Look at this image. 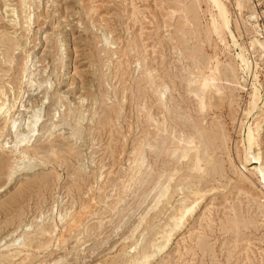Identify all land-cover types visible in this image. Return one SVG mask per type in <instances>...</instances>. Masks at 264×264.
<instances>
[{"label": "rangeland", "instance_id": "rangeland-1", "mask_svg": "<svg viewBox=\"0 0 264 264\" xmlns=\"http://www.w3.org/2000/svg\"><path fill=\"white\" fill-rule=\"evenodd\" d=\"M219 1L0 0V264H136L191 203L148 264H264V0Z\"/></svg>", "mask_w": 264, "mask_h": 264}, {"label": "bare ground", "instance_id": "bare-ground-1", "mask_svg": "<svg viewBox=\"0 0 264 264\" xmlns=\"http://www.w3.org/2000/svg\"><path fill=\"white\" fill-rule=\"evenodd\" d=\"M216 1V3H217V6H218V8H219V14H220V16H221V18L223 19V21L225 22V20H226V17H225V15H224V7H223V5H222V3L219 1V0H215ZM237 6L239 7V8H241V3H240V1H238L237 2ZM173 10V9H172ZM254 18V17H253ZM242 51V50H241ZM242 60H243V62L246 64V59L244 58V56L242 55ZM243 70H247L246 68H247V66L246 65H244L243 67ZM151 70V69H150ZM149 71V70H148ZM152 72V71H151ZM148 74H150V73H148ZM152 74V73H151ZM150 76H152V75H150ZM151 78V77H150ZM218 82V81H217ZM196 85V84H195ZM199 87H200V90H201V92H202V94H204L205 92H207L209 89H210V78H202L200 81H199ZM166 85H164V87H163V89H161L160 90V92H159V98H161V96H163L164 94H165V87ZM165 101V100H164ZM262 101V100H261ZM263 104H264V99H263ZM0 109H1V107H0ZM31 117V116H30ZM82 118H83V116H81ZM77 118H80V117H77ZM150 118V117H149ZM38 121V119L37 118H35L33 121H31V122H29L28 123V125H27V133H28V137L30 138V137H32V135H30L29 133H31V132H33V130H34V127H35V125H36V122ZM11 125H10V127H11V129H14V127H15V120L13 119L12 121H11ZM79 127H80V125L79 124H77ZM57 127V126H56ZM17 129H18V127H17ZM258 130H259V125H258V123L256 124V126L254 127V135L256 136V134H257V132H258ZM15 132H16V130H15ZM246 132V131H245ZM244 134V133H243ZM22 137H23V134L21 135ZM21 136L19 135V137H20V140H19V142H23V143H19V145L21 144V146L22 145H24V146H26L28 143H29V141H30V139H28L27 141L25 140V139H22L21 138ZM71 136V135H70ZM244 137H245V134H244ZM188 139V138H187ZM181 143V142H180ZM20 146V147H21ZM242 146L244 147V146H246V143H242ZM19 148V147H18ZM141 150V149H140ZM197 149H196V146H195V144H193V139H191V140H189L188 139V146H185L184 147V152H183V157H189V158H191L192 160H194L195 162V166H196V168L197 169H200L201 168V165H200V162H201V158L199 157V155H197ZM136 153V152H135ZM176 153V152H175ZM174 153V154H175ZM193 153V156L191 157L190 155ZM139 155V154H138ZM143 155V154H142ZM140 156V155H139ZM144 157V156H143ZM142 156H140V158H138L137 157V159L135 160V166H137V168H138V166H142V164L144 163V158H143ZM246 159V158H245ZM132 163H134V162H132ZM207 164H210V161H208L207 162ZM260 165V164H259ZM34 166H28L27 165V170H31L32 168H33ZM256 169L260 172V176H261V180L262 181H264V168L263 167H256ZM174 172V171H173ZM136 173H138V172H136ZM173 179V178H172ZM171 180V179H170ZM170 182V181H169ZM168 183V182H167ZM160 191L159 192H157L158 194H157V199L156 200H154L155 201V203L152 205V207H151V209L152 208H155L156 206H157V204L159 203V202H161V199L162 198H164V196L166 195V194H168V193H166L167 192V190L169 191V189H168V184L165 186V187H163L162 189H159ZM168 196V195H167ZM183 202V201H182ZM194 207H195V204H193V203H191V204H189V205H182L180 208H178V210H177V213L176 214H174V215H172L171 217H170V220H171V222H170V224H168L167 226V229L165 228V229H163V231H162V233L160 234V236H158V235H156V237L158 236V237H161V239H163L164 241L161 243V241H159V240H153V242H152V240H151V250H148L149 252H141V251H139V253H138V251H136L135 250V252H137V256L136 255H134L135 256V258H132V261L131 262H134V261H136L135 263L136 264H148L149 262H150V260L153 258V257H155V256H157V254H160V252H162V250L165 248V246H166V244H167V241L169 240V237L173 234V232L175 231V230H177V229H179L181 226H182V224H181V220L183 219V217L186 215V214H188V213H190L193 209H194ZM149 209V208H148ZM84 211V210H83ZM82 211V209H81V212H83ZM86 211V210H85ZM87 212V211H86ZM85 213V212H84ZM83 213V214H84ZM173 214V213H172ZM83 215H82V213H78L77 215L76 214H74V216L72 217V219H71V221H70V223H69V229H73L74 230V228H77L79 225L81 226V224H82V217ZM141 222H142V220H141ZM139 224H141V223H139ZM165 227V226H164ZM67 228V229H68ZM80 228V227H79ZM138 228V227H137ZM70 230V231H71ZM135 232V231H134ZM133 233V232H132ZM158 233V232H157ZM27 235V234H26ZM133 235V234H132ZM62 237H60V241L62 240L63 241V239H65V238H63V239H61ZM128 239V238H127ZM158 239V238H157ZM66 240V239H65ZM127 241V240H126ZM160 243H159V242ZM124 242H125V240H124ZM150 244V243H149ZM170 244V243H169ZM135 245V244H134ZM137 245L138 244H136L135 245V247H134V249L137 247ZM132 246V245H131ZM148 247H150V246H148ZM140 248V247H139ZM132 249V248H131ZM133 249V250H134ZM167 249V248H166ZM139 250V249H138ZM141 250V249H140ZM129 254V253H128ZM133 256V257H134ZM131 257V256H130ZM129 262V261H128Z\"/></svg>", "mask_w": 264, "mask_h": 264}]
</instances>
